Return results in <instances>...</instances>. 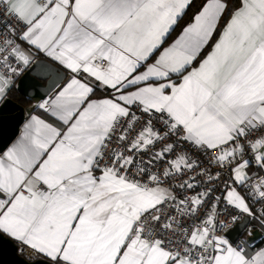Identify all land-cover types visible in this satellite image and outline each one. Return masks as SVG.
<instances>
[{
	"label": "snow or ice",
	"instance_id": "obj_1",
	"mask_svg": "<svg viewBox=\"0 0 264 264\" xmlns=\"http://www.w3.org/2000/svg\"><path fill=\"white\" fill-rule=\"evenodd\" d=\"M191 5L0 0V100L60 66L0 150L33 264H264V0H203L169 43Z\"/></svg>",
	"mask_w": 264,
	"mask_h": 264
},
{
	"label": "water",
	"instance_id": "obj_2",
	"mask_svg": "<svg viewBox=\"0 0 264 264\" xmlns=\"http://www.w3.org/2000/svg\"><path fill=\"white\" fill-rule=\"evenodd\" d=\"M53 69L60 70V66L45 56L35 58L32 65L20 78L17 92L23 97H25V90L30 95H42L43 88L51 79V70ZM29 100L30 104L34 103L31 99ZM28 105H22L10 97L0 102V150L6 149L17 136L25 118L23 109ZM0 264H33V261L21 254L18 247L5 238L0 240Z\"/></svg>",
	"mask_w": 264,
	"mask_h": 264
},
{
	"label": "trees",
	"instance_id": "obj_3",
	"mask_svg": "<svg viewBox=\"0 0 264 264\" xmlns=\"http://www.w3.org/2000/svg\"><path fill=\"white\" fill-rule=\"evenodd\" d=\"M203 0H192V5L191 7L187 10V13L185 14V16L183 17V19L180 21V24L177 25L176 29L174 32H177L181 29V27L183 26V24H185L186 22L190 21L191 16L194 14L195 10L198 8V6H200L202 4ZM10 98L14 99L15 101H17L18 103L22 104V105H28L31 103V101L23 96H21L16 89H14L9 96Z\"/></svg>",
	"mask_w": 264,
	"mask_h": 264
},
{
	"label": "crops",
	"instance_id": "obj_4",
	"mask_svg": "<svg viewBox=\"0 0 264 264\" xmlns=\"http://www.w3.org/2000/svg\"><path fill=\"white\" fill-rule=\"evenodd\" d=\"M181 30V29H180ZM179 30V31H180ZM179 31H177V32H172L171 33V35L168 37V42L170 43L173 39H175L176 38V36L179 34ZM39 56H43L42 54H40V55H38L37 57H39ZM54 62V61H53ZM55 63V62H54ZM58 65V64H57ZM23 124V123H22ZM21 127H22V125L20 126V129H19V132H18V134H17V136L15 137V139L9 144V146L17 139V137L20 135V130H21ZM259 239V238H258ZM27 257V256H26ZM28 258V257H27Z\"/></svg>",
	"mask_w": 264,
	"mask_h": 264
},
{
	"label": "built area",
	"instance_id": "obj_5",
	"mask_svg": "<svg viewBox=\"0 0 264 264\" xmlns=\"http://www.w3.org/2000/svg\"><path fill=\"white\" fill-rule=\"evenodd\" d=\"M37 58V57H36ZM18 251L20 252V250H19V248H18ZM21 253V252H20ZM24 255V254H23ZM24 256H26V255H24Z\"/></svg>",
	"mask_w": 264,
	"mask_h": 264
},
{
	"label": "rangeland",
	"instance_id": "obj_6",
	"mask_svg": "<svg viewBox=\"0 0 264 264\" xmlns=\"http://www.w3.org/2000/svg\"><path fill=\"white\" fill-rule=\"evenodd\" d=\"M2 100H0V102H1Z\"/></svg>",
	"mask_w": 264,
	"mask_h": 264
}]
</instances>
